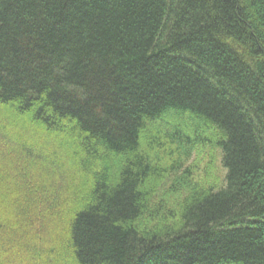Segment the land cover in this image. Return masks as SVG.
I'll return each instance as SVG.
<instances>
[{
    "label": "trees",
    "instance_id": "obj_1",
    "mask_svg": "<svg viewBox=\"0 0 264 264\" xmlns=\"http://www.w3.org/2000/svg\"><path fill=\"white\" fill-rule=\"evenodd\" d=\"M0 264H264V0H0Z\"/></svg>",
    "mask_w": 264,
    "mask_h": 264
},
{
    "label": "rangeland",
    "instance_id": "obj_2",
    "mask_svg": "<svg viewBox=\"0 0 264 264\" xmlns=\"http://www.w3.org/2000/svg\"><path fill=\"white\" fill-rule=\"evenodd\" d=\"M197 158V157H196ZM198 165L196 167L195 178L198 181L207 180L209 183H214L216 179H219L223 175L218 158L213 166L207 168L208 155H203L197 158Z\"/></svg>",
    "mask_w": 264,
    "mask_h": 264
}]
</instances>
